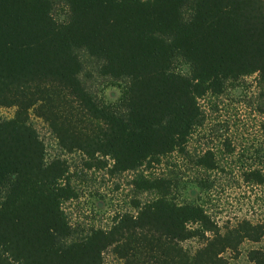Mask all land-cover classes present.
Wrapping results in <instances>:
<instances>
[{"label": "trees", "instance_id": "16d2710c", "mask_svg": "<svg viewBox=\"0 0 264 264\" xmlns=\"http://www.w3.org/2000/svg\"><path fill=\"white\" fill-rule=\"evenodd\" d=\"M62 1L68 16L58 22L51 0H0V108L14 109L0 121V264H103L107 250L121 264H229L225 253L264 239V222L222 231L201 207L176 203L161 178L135 181L156 195L135 213L75 238L63 210L76 196L69 167L46 160L29 123L44 121L60 150L81 153L89 168L158 165L184 150L200 99L246 76L264 83V0ZM80 50L100 62V76L127 81L116 106L84 87ZM178 58L189 75L174 71ZM243 180L264 187V163ZM192 239L201 241L194 251L183 246ZM247 258L264 264V250Z\"/></svg>", "mask_w": 264, "mask_h": 264}, {"label": "rangeland", "instance_id": "374dc122", "mask_svg": "<svg viewBox=\"0 0 264 264\" xmlns=\"http://www.w3.org/2000/svg\"><path fill=\"white\" fill-rule=\"evenodd\" d=\"M51 1L53 18L65 21L67 5L62 0ZM77 54L86 90L100 105L116 106L127 81L100 76L98 60L83 50ZM174 71L189 75V67L179 58L174 62ZM199 106L200 121L182 152H174L150 168L120 174L111 173L110 167L89 168L81 153L61 151L46 123L30 116L29 123L44 144L46 160L58 157L69 167L66 181L76 196L63 205V210L77 233L75 238L84 237L91 229H109L118 215L135 213V203L154 199L155 192L135 187V181L143 178L169 182L170 195L176 203L201 207L222 231L242 220L252 224L264 222V187L243 180L245 174L260 169L264 163V83L257 75L228 82L221 95L206 96L199 100ZM13 114L14 109L0 108V121L11 119ZM200 159L212 161L215 168L199 166ZM183 246L194 251L201 241L192 239ZM252 249L264 250V239L245 242L239 255L227 252L224 257L229 264H252L247 258ZM103 264L121 261L107 250Z\"/></svg>", "mask_w": 264, "mask_h": 264}]
</instances>
